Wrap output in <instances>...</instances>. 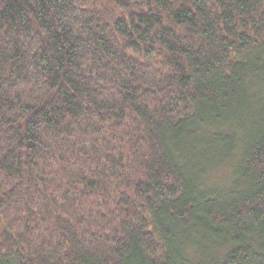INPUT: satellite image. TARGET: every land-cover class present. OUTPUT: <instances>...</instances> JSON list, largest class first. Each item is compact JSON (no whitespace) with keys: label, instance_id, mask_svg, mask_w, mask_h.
<instances>
[{"label":"trees","instance_id":"trees-1","mask_svg":"<svg viewBox=\"0 0 264 264\" xmlns=\"http://www.w3.org/2000/svg\"><path fill=\"white\" fill-rule=\"evenodd\" d=\"M0 264H264V0H0Z\"/></svg>","mask_w":264,"mask_h":264},{"label":"rangeland","instance_id":"rangeland-1","mask_svg":"<svg viewBox=\"0 0 264 264\" xmlns=\"http://www.w3.org/2000/svg\"><path fill=\"white\" fill-rule=\"evenodd\" d=\"M235 160L229 161L227 163L221 164L217 169L211 170L205 178H203V184L207 186H214L215 184L225 183L228 180V176L230 175V170ZM212 169V168H211ZM213 172V173H212ZM211 253L209 250L202 252L203 257L206 254ZM211 256V255H209Z\"/></svg>","mask_w":264,"mask_h":264}]
</instances>
